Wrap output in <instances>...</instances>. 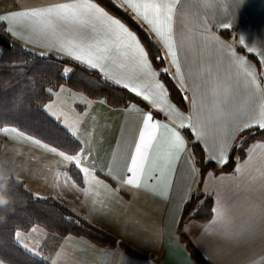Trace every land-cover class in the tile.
I'll list each match as a JSON object with an SVG mask.
<instances>
[{
  "label": "snow or ice",
  "instance_id": "1",
  "mask_svg": "<svg viewBox=\"0 0 264 264\" xmlns=\"http://www.w3.org/2000/svg\"><path fill=\"white\" fill-rule=\"evenodd\" d=\"M244 3L42 0L0 13V32L35 57L29 63L0 53V81L17 99L34 97L64 136L2 116L0 134L50 155L57 165L52 187L63 184L83 196L79 210L56 201L64 210L59 221L34 210L27 221L13 223L9 235L15 245L47 264H76L64 241L72 239L69 226L87 220L83 208L90 215L123 190L143 191L166 202L167 223L180 235L199 226L202 236H214L241 255L240 264H264V37L222 38L216 31L233 27L228 17L227 23L218 18V10L234 18ZM45 60L61 64L52 72L51 64H40ZM37 66L47 73L33 71ZM78 70L90 71L95 81L73 79ZM97 84L108 86L112 99L96 96ZM97 106L123 117L106 158ZM230 160L234 168L226 172ZM7 178L35 202L48 200L32 192L23 175ZM205 203L208 211L201 215ZM0 264L15 262L0 253Z\"/></svg>",
  "mask_w": 264,
  "mask_h": 264
},
{
  "label": "crops",
  "instance_id": "2",
  "mask_svg": "<svg viewBox=\"0 0 264 264\" xmlns=\"http://www.w3.org/2000/svg\"><path fill=\"white\" fill-rule=\"evenodd\" d=\"M40 2L42 0H0V13L17 7L18 3ZM217 2L228 4L231 3V0H217ZM224 17L232 20L233 27L231 29L217 28L216 31L222 38H228L231 34L238 39L241 33H245L250 39L264 37V0H245L244 5L234 18L227 9L221 8L218 10V18L227 23L228 20ZM30 47H35L36 52L47 51L39 46L30 45ZM96 110L100 114L99 124L103 128L104 137L101 156L106 158L120 134L123 117L118 112H108L107 106H97ZM105 117L108 119L105 120ZM105 125L107 126L104 127ZM99 131L100 129H98ZM48 157L50 160L53 159L50 155ZM56 167L57 165L53 164L52 168ZM232 168H234V164ZM232 168L224 171H231ZM18 173L20 174L15 175L22 174L24 176L23 183L27 184L32 192H35L34 188H36L50 199L63 200L68 207L78 210L82 208L80 201L83 196L75 188L63 184L60 188L54 189L52 174L48 175L47 180L43 178L35 180L31 174ZM0 176L8 177L2 172H0ZM62 180L63 177H61ZM109 183L112 182L109 181ZM113 187H115L114 184ZM83 212L88 215L87 222L114 235L117 239L125 241L145 256H129L118 248L100 246L85 236L72 234V239L65 240L64 244L73 255L76 264H121V254H123L126 264H196L189 257L184 243L180 240L179 232L167 223L166 202L150 193L140 191L133 195L128 190H123L107 208L89 215L87 208L84 207ZM203 231L201 227L195 226L192 228L191 235L186 236L205 259L212 264H240L241 255L230 253L225 243L214 236H202ZM49 250L50 248L44 249L45 258L48 256ZM33 257L47 264L46 259H41L39 256Z\"/></svg>",
  "mask_w": 264,
  "mask_h": 264
},
{
  "label": "trees",
  "instance_id": "3",
  "mask_svg": "<svg viewBox=\"0 0 264 264\" xmlns=\"http://www.w3.org/2000/svg\"><path fill=\"white\" fill-rule=\"evenodd\" d=\"M101 2V0H98ZM106 4L107 0H103ZM121 18L125 19V22L129 23L133 30L137 31L139 35H143L139 28L131 21H128L122 13L119 14ZM13 38L3 32H0V53H3L6 60L9 56L16 54L22 59H26L31 63L35 57L30 53H23L19 47V43L12 44ZM153 51H155L153 49ZM41 65L51 64V71L55 72L60 66V61H41ZM33 71L39 73H47V69L37 66ZM83 76L86 81H95V75L90 71L85 73L78 70L76 76L73 79H78ZM15 78L9 81L10 84H14ZM71 86V85H69ZM108 86L104 84L95 85L96 96L103 97L109 96L112 99L110 91L106 90ZM38 90V86H37ZM175 99H180L179 94L173 93ZM0 116L11 119L14 122H18L22 127H27L30 130L42 131L60 137L64 136L63 131L57 128L51 118L38 107V101L34 97L25 96L22 99L15 97L14 91L7 90V86L3 81H0ZM253 139H260L259 136H254ZM253 142L252 139L248 140L244 145L246 148L249 143ZM233 155H243L240 152H234ZM234 162L229 161L227 167L224 170H230ZM8 188V192H5L4 187ZM0 194L8 197L9 203L4 206H0V253L6 254L15 262V264H45L42 260L31 256L26 251H23L19 246L15 245L10 239L9 230L13 223L19 221H27L33 214L34 210L42 216L52 217L59 221L60 213L64 210L59 207L57 200L50 199L46 202H35L34 198L30 196L29 192L23 190L17 185L14 179H8L7 177L0 176ZM208 204L205 203L201 208V215L207 213ZM67 215V213H65ZM209 218V217H208ZM199 219V218H198ZM68 232L73 235L85 236L92 242L100 246H108L112 248H118L123 253L129 256L144 257L145 255L139 250L135 249L125 241L117 239L114 235L90 224L86 220L81 219L77 225H71L67 228ZM63 235V232L61 233ZM180 240L184 243L185 249L189 257L196 264H212L205 259L201 253L195 248L186 235H180Z\"/></svg>",
  "mask_w": 264,
  "mask_h": 264
},
{
  "label": "rangeland",
  "instance_id": "4",
  "mask_svg": "<svg viewBox=\"0 0 264 264\" xmlns=\"http://www.w3.org/2000/svg\"><path fill=\"white\" fill-rule=\"evenodd\" d=\"M30 160L31 162H29ZM50 161V157L46 156V153L43 151L31 147L25 142L14 141L0 134V172L6 176H9V173L14 176L15 174H20L18 172H24L31 174L35 180L38 178L47 180L48 175L52 174L51 170L53 169V164ZM43 175L45 177H41ZM34 189L38 191L36 188ZM41 193L43 194V192ZM53 243L54 241H49V246ZM47 248L50 247H46L45 249Z\"/></svg>",
  "mask_w": 264,
  "mask_h": 264
},
{
  "label": "clouds",
  "instance_id": "5",
  "mask_svg": "<svg viewBox=\"0 0 264 264\" xmlns=\"http://www.w3.org/2000/svg\"><path fill=\"white\" fill-rule=\"evenodd\" d=\"M8 197L6 195L0 194V204L7 203Z\"/></svg>",
  "mask_w": 264,
  "mask_h": 264
}]
</instances>
